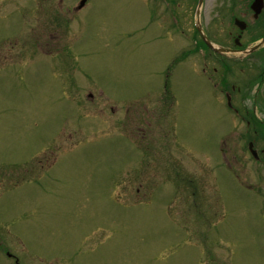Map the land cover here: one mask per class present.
<instances>
[{
  "label": "rangeland",
  "instance_id": "374dc122",
  "mask_svg": "<svg viewBox=\"0 0 264 264\" xmlns=\"http://www.w3.org/2000/svg\"><path fill=\"white\" fill-rule=\"evenodd\" d=\"M205 1L199 17L210 26L227 29L244 11L245 0ZM79 2L0 0V32L12 20L24 37L32 28L37 54L44 33L66 27L54 58L14 64L10 45L0 47V245L19 264H264V189L253 190L245 152L252 122L211 86L225 73L228 91L242 89L256 53L226 54L224 69L210 55L208 80L202 52L180 55L190 45L156 26L157 0ZM166 67L172 105L160 89ZM11 259L0 254V264Z\"/></svg>",
  "mask_w": 264,
  "mask_h": 264
},
{
  "label": "flooded vegetation",
  "instance_id": "af4514ba",
  "mask_svg": "<svg viewBox=\"0 0 264 264\" xmlns=\"http://www.w3.org/2000/svg\"><path fill=\"white\" fill-rule=\"evenodd\" d=\"M159 3L155 4L153 7L155 8L156 15V26L163 30L164 33H168L171 36H174L177 38V40H180L181 44H187L190 45V47L186 50L181 51L179 54L184 55L186 52L194 50V45L198 46L199 50L202 51V65L203 67H206L210 61V55H214L217 58V63L219 64L220 68L221 66L226 67V63L221 58L222 56H225L224 53L219 54H213L209 50H206V48L201 47V45H205V41H218L219 43H225L230 44L231 46L224 47L228 50H230L234 54L241 52V54L246 55H253V63H251L253 68V75L251 79L248 81H244V84H242V89L244 86V89L248 87V82H250L249 86H251L252 90H250V94L246 91L241 89V86H236L234 84H231L229 86V91L224 90V83H227L226 76H223L222 74L218 75V80L213 83V86L218 84L219 86V92L222 93L225 97V94L228 93L229 98L231 99L232 94L238 95V106L236 108L242 110L245 112V108H250L252 110V114L249 116L248 119L252 120V133L254 138L251 141H247V145L250 144V148L252 150V156L248 153V150L246 149L245 152L251 156L252 161V169H254L253 176H254V182H253V190L257 195L261 194V188L264 189V118L261 120L259 117L254 115L255 109H264V0H257L260 3L259 9L256 11V9H252L251 4L254 0H245L243 6L244 11L240 14V16H236L235 14L231 15L230 21L231 23L228 25L227 29L219 28L215 24L214 26H210L208 20L203 23L201 21L200 11L197 12L196 5L198 0H182L184 2L183 9L181 12L178 11L179 7V0H157ZM224 2V0H222ZM228 1L230 4H228V7H233L235 5L236 0H225ZM206 2L205 0H201V4ZM152 7V6H151ZM79 10V8H77ZM151 12V11H150ZM12 15V18L16 17L15 11L9 12ZM197 14V15H196ZM251 17V22L246 23L244 20L245 17ZM197 17V18H196ZM149 20L152 17L151 13L148 17ZM222 21V19H221ZM12 22L10 26L6 27L5 30L0 32V47L1 45H10L9 49L12 54V59L14 64H24L25 62H31L36 55H42L44 57H50L54 58L56 56H59L63 51L66 50V46H63L62 44V34L65 31V26L61 25L63 23H58L57 27H54L56 30H49L48 32L44 33V45H45V51L41 54L36 53V44H35V37L33 29H28L26 32V37L23 36V32H17V26L19 25V22L17 20L10 21ZM221 24V22H220ZM146 27V24L145 26ZM143 27V28H144ZM180 27L182 30H180ZM200 32H199V30ZM244 32L248 34L247 39L251 40V42L258 43L256 47L251 50L250 52L246 53L247 46H243L242 44V37ZM201 33V34H200ZM22 35L23 39L22 41H26V44L24 45V42H20L19 44H15L16 41H18V37L16 38L15 35ZM60 35V43L58 46V50H56V47L50 46V40L52 41L56 35ZM203 35V36H201ZM21 36V37H22ZM56 40L53 42L54 45ZM201 47V48H200ZM191 54H194L192 52ZM243 55V56H244ZM3 59L8 60V54H3ZM11 58V57H10ZM187 58V57H186ZM178 59V55H176L174 58L170 60V66L171 68H176L175 62ZM205 76L207 78H210V72L209 75H206L207 70L206 68L202 69ZM212 71L215 73L218 71L215 67L212 68ZM172 71L168 70L166 67L164 70V76L162 80L161 85V94L162 98L165 97L168 99V104L172 105V101L174 98L175 90L172 84L171 89V78H172ZM78 98L80 101H83L84 98H88V103L92 100L93 95L90 92L79 90L76 92ZM167 94V95H166ZM249 94V95H248ZM250 98V99H249ZM249 100V104H245V102ZM127 103L124 102L123 105L125 106ZM231 103V102H230ZM232 106H235L234 103H231ZM109 111L114 113L115 108L112 106H107ZM128 110L129 107L124 108L123 114V120L127 122V120H131L128 116ZM257 112V110H256ZM142 120V119H139ZM127 128H129V124L123 123ZM141 130L142 127L137 126V130ZM18 173V172H17ZM16 182L19 181H13L8 180L6 181L7 186L8 185H15ZM262 201V199H260ZM259 203V207H262V203ZM6 247H2L0 245V254L3 252L7 255V257L12 258L13 264H19L18 256L15 254L10 253L8 250L6 251Z\"/></svg>",
  "mask_w": 264,
  "mask_h": 264
},
{
  "label": "water",
  "instance_id": "95a60500",
  "mask_svg": "<svg viewBox=\"0 0 264 264\" xmlns=\"http://www.w3.org/2000/svg\"><path fill=\"white\" fill-rule=\"evenodd\" d=\"M83 2H84L83 0L80 1V5H82ZM251 7H252V9L254 8L257 11L259 9V7H260V3L257 0H254L253 3L251 4ZM256 45H258V44L256 43ZM256 45H254L253 47L249 48V51L253 50L256 47ZM214 50L216 52H227L228 51V50L223 49V48H214ZM227 100L229 101V97L228 96H227Z\"/></svg>",
  "mask_w": 264,
  "mask_h": 264
}]
</instances>
